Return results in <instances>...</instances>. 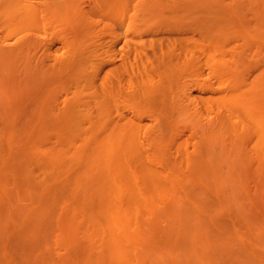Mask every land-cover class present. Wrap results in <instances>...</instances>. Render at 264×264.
<instances>
[{"label": "rangeland", "instance_id": "rangeland-1", "mask_svg": "<svg viewBox=\"0 0 264 264\" xmlns=\"http://www.w3.org/2000/svg\"><path fill=\"white\" fill-rule=\"evenodd\" d=\"M229 94L264 112V0H0V264H264V146Z\"/></svg>", "mask_w": 264, "mask_h": 264}, {"label": "bare ground", "instance_id": "bare-ground-1", "mask_svg": "<svg viewBox=\"0 0 264 264\" xmlns=\"http://www.w3.org/2000/svg\"><path fill=\"white\" fill-rule=\"evenodd\" d=\"M136 79V83L138 82ZM140 81V80H139ZM142 81V80H141ZM138 91L139 94H137L138 97L144 96V94L147 92V89L143 83L141 85L143 87H140V82H138ZM136 85V84H135ZM137 88V87H136ZM137 90V89H136ZM137 91V92H138ZM103 95L106 97V99H109L110 95L104 94L105 91L102 90ZM246 97V98H245ZM247 96L244 94L242 95H236V94H229L228 97H223L220 101L222 102L223 106L225 107L228 117L225 119V122H230V117L232 118L236 113L240 114L245 121L250 124L252 128V132L255 136V139L259 145L264 146V112H262L259 109V106L256 105L255 107L250 105V101L247 100ZM123 129V128H122ZM114 136L112 134L111 136V142H109V146L105 149L107 160L113 161L115 159H118L120 157V141L121 138L125 135V131L122 130ZM113 138V139H112ZM138 162V159H135ZM111 164V163H108ZM139 169H146L145 167L142 168L141 164L139 165ZM142 173L144 175H147V171L143 170ZM131 188V187H130ZM132 189V188H131ZM119 196V195H118ZM117 196V193L114 192V194L111 196L110 199V205L108 211H105L106 218H108L107 221V228H108V235H109V241L115 246L118 247L120 243V235L121 231L120 229L123 227L125 220H126V214L125 208L128 205L126 204L128 201L126 199L119 198ZM129 207L128 209H130ZM136 208V207H135ZM92 216V213L88 217L84 219V224L86 228V232L88 236L90 234H95L98 231V228H101V231H103V228L98 222V220L94 219ZM102 239L107 241V233L102 232ZM91 240V239H90ZM111 257L114 259V264H123L122 259L126 256V252L122 249H118L114 252H110Z\"/></svg>", "mask_w": 264, "mask_h": 264}]
</instances>
